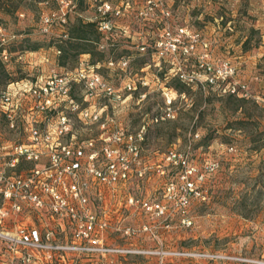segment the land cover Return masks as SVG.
Segmentation results:
<instances>
[{
	"label": "rangeland",
	"instance_id": "obj_1",
	"mask_svg": "<svg viewBox=\"0 0 264 264\" xmlns=\"http://www.w3.org/2000/svg\"><path fill=\"white\" fill-rule=\"evenodd\" d=\"M102 1L120 9L122 16L112 18L119 26L118 36L98 29L99 0H65L71 10L67 30L95 23L87 42L90 62L130 58L136 89L125 93L117 118L129 133L146 128L140 154L142 176L133 173L113 194L105 190V198L95 202L98 214L105 213L111 224L104 232L106 244L122 251L76 256L72 264H264V0H163L171 23L200 32L210 42L212 59L233 63L238 78L248 84L249 97L244 101L179 83L169 63L137 52L133 33L143 24L134 15L144 0ZM57 9V0H0V26L7 35H16L13 44L5 47L29 52L38 46L34 54L22 51L18 61L15 56L10 64H0V86L76 66L80 56L67 58L61 66L58 44L39 33L41 14ZM162 24L149 25L155 30ZM193 65L192 58L187 70L193 71ZM99 71L118 85V69ZM140 79L147 85H140ZM73 93L79 97L82 90L75 86ZM75 131L79 139L100 135L95 126L77 124ZM169 151H188L193 168L189 176L193 192L184 211L165 194L169 184L170 194L179 195L182 182L183 168L165 159ZM210 163L216 164L211 171ZM129 198L135 204H129ZM145 203H163L166 211L153 213ZM25 215V220L18 217V223L38 227L45 221H38L32 212ZM47 223L57 238H70L66 223L60 227Z\"/></svg>",
	"mask_w": 264,
	"mask_h": 264
},
{
	"label": "built area",
	"instance_id": "obj_2",
	"mask_svg": "<svg viewBox=\"0 0 264 264\" xmlns=\"http://www.w3.org/2000/svg\"><path fill=\"white\" fill-rule=\"evenodd\" d=\"M57 3L56 12L41 14L38 30L43 36L66 39L71 10L65 0ZM99 3L98 29L111 37L118 36L119 26L112 18L122 16L120 9L106 1ZM170 17L163 0H144L134 15L143 24L133 33L137 52L169 63L174 76L188 87L248 98V84L238 78L233 63L212 59L210 42L188 25H174ZM159 21L163 24L158 29L149 25ZM15 39L16 35H7L0 26V64L24 56L5 47ZM192 58L194 70L188 71ZM129 59L120 56L94 63L89 61V54H82L72 69L0 86V264H72L76 256L88 258L122 251L106 244L104 232L111 224L105 213L98 214L95 202L105 198V190L113 194L133 173L142 176L139 166L146 128L143 125L134 134L129 133L117 118L123 110L125 93L136 89ZM103 67L120 71L117 86L99 71ZM138 81L147 85L143 79ZM75 86L82 90L79 97L73 93ZM77 124L95 126L100 135L79 139ZM165 159L183 168L179 195L170 194L169 184L165 194L184 211L193 192L188 151H169ZM25 164L30 167L23 169ZM215 165L210 163L208 170ZM127 202L133 205L136 200L129 198ZM144 205L153 213L166 211L163 203ZM27 212L45 221L38 227L18 223V217L25 220ZM47 222L58 227L66 223L70 238H57Z\"/></svg>",
	"mask_w": 264,
	"mask_h": 264
},
{
	"label": "trees",
	"instance_id": "obj_3",
	"mask_svg": "<svg viewBox=\"0 0 264 264\" xmlns=\"http://www.w3.org/2000/svg\"><path fill=\"white\" fill-rule=\"evenodd\" d=\"M95 27L94 22H88L87 24L78 26L77 29L67 30V38H51L55 44H58L57 50L60 52L58 56V60L60 61L61 66H65L64 60L73 56H80L82 54H89V49L87 42L90 40V29ZM13 44V43H12ZM38 50V46L34 45L30 48L31 52H35ZM26 51L24 49L21 50ZM21 79V78H20ZM177 79V78H176ZM14 80H9L2 84L5 85L8 82H12ZM177 82L180 83L179 80ZM183 85V84H182ZM184 86V85H183ZM229 98H234L237 101H244L246 98H238L233 95H228Z\"/></svg>",
	"mask_w": 264,
	"mask_h": 264
}]
</instances>
